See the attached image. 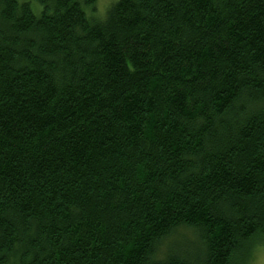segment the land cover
Masks as SVG:
<instances>
[{"label":"trees","instance_id":"trees-1","mask_svg":"<svg viewBox=\"0 0 264 264\" xmlns=\"http://www.w3.org/2000/svg\"><path fill=\"white\" fill-rule=\"evenodd\" d=\"M97 1L0 0V264H250L264 0Z\"/></svg>","mask_w":264,"mask_h":264},{"label":"rangeland","instance_id":"rangeland-1","mask_svg":"<svg viewBox=\"0 0 264 264\" xmlns=\"http://www.w3.org/2000/svg\"><path fill=\"white\" fill-rule=\"evenodd\" d=\"M113 1L115 0H98V10L103 12ZM176 239L177 241L179 240V242L181 241V237H177ZM182 241H184V239H182ZM257 241L260 242V245L256 247L250 264H264V236L259 237Z\"/></svg>","mask_w":264,"mask_h":264}]
</instances>
